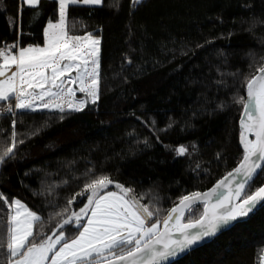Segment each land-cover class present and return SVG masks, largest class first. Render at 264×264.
<instances>
[{
  "label": "trees",
  "instance_id": "obj_1",
  "mask_svg": "<svg viewBox=\"0 0 264 264\" xmlns=\"http://www.w3.org/2000/svg\"><path fill=\"white\" fill-rule=\"evenodd\" d=\"M58 18V0L35 8L0 0V47H42L44 29ZM67 26L101 40L97 102L63 114L7 113L0 102V142H10L13 121L24 141L0 166V193L40 215L44 233L84 206L86 195L68 201L95 176L133 189L163 219L182 196L210 189L241 162L243 104L236 101L246 99V80L264 64V0L78 3L68 7ZM263 185L261 174L246 192ZM195 208L185 220L203 211ZM6 214L3 208L0 233ZM63 230L69 237L78 231ZM263 255L264 204L173 264H261Z\"/></svg>",
  "mask_w": 264,
  "mask_h": 264
},
{
  "label": "snow or ice",
  "instance_id": "obj_2",
  "mask_svg": "<svg viewBox=\"0 0 264 264\" xmlns=\"http://www.w3.org/2000/svg\"><path fill=\"white\" fill-rule=\"evenodd\" d=\"M22 2L35 8L40 0ZM142 2L132 0L137 5ZM78 3L94 6L101 5L103 0H58L59 18L55 22L49 20L42 47H20L19 43L0 47V102L7 105L3 111L42 108L62 114L81 112L88 101L78 99L76 92L84 94L92 104L97 102L100 40L91 33L72 35L67 26V9ZM256 71L259 75L253 74L246 80L247 98L236 101L243 104V158L211 190L182 196L178 205L161 219L160 209L141 204L143 197L137 199L133 189L106 175L95 176L68 204L76 196L85 195L87 202L63 219L51 235L43 232L40 215L20 199L9 200L0 193L3 208L7 209L0 233V264H168L264 204V186L245 191L246 186L250 187L252 181L264 174V64ZM73 84L77 85L75 89L70 86ZM250 136L254 138L249 139ZM9 140L0 142V166L14 159L15 150L24 143L17 140L15 121ZM176 151L182 155L186 149L180 147ZM109 185L118 191L108 190ZM197 204L203 205V211L185 220V213L195 212ZM66 225L75 226L77 233L72 237L66 235Z\"/></svg>",
  "mask_w": 264,
  "mask_h": 264
},
{
  "label": "water",
  "instance_id": "obj_3",
  "mask_svg": "<svg viewBox=\"0 0 264 264\" xmlns=\"http://www.w3.org/2000/svg\"><path fill=\"white\" fill-rule=\"evenodd\" d=\"M257 75H259V73L257 74ZM246 98H247V93H246ZM254 137H249V139H253ZM240 145H241V147H242V149H243V146H242V144H241V142H240ZM244 152V151H243ZM240 164V163H239ZM239 164L235 167V168H237L238 166H239ZM234 168V169H235ZM233 169V170H234ZM232 170V171H233ZM231 171V172H232ZM227 176V175H226ZM225 177V176H224ZM223 177V178H224ZM222 178V179H223ZM221 179V180H222ZM220 181V180H219ZM218 181V182H219ZM253 182V181H252ZM251 182V183H252ZM217 183H215L210 189H208V190H206V191H204V192H208L209 190H211L215 185H216ZM264 186V185H263ZM235 187V184H233V188ZM247 188H248V186H246V188H245V191L247 190ZM221 191H226L225 189H221ZM204 192H201V193H204ZM238 202V201H237ZM178 204H176L175 206H177ZM197 205H202V204H197ZM263 205V204H262ZM262 205H258L257 206V208L255 209V210H253V212H251V213H249L247 216H245V217H242V218H238L236 221H234L233 223H232V225H230V226H227V227H225V228H223V229H221L219 232H217V234L215 235V236H212V237H210V238H206L204 241H202V242H200L199 244H197V245H194L190 250H188V251H186V252H184V253H182V254H180L175 260H172V261H170V262H168V264H173V263H175L176 261H178V260H180V259H182V258H184L186 255H188L189 253H191L192 251H194V250H196V249H198V248H200V247H203V246H205V245H207V244H209V243H211L214 239H216L217 237H219L221 234H223V233H225V232H227V231H229V230H231L232 228H234L236 225H238V224H240V223H243V222H246V221H248L259 209H260V207L262 206ZM196 206V205H195ZM186 214H187V212L185 213V216H186ZM163 229V225H162V227H161V230ZM118 264H119V262H118Z\"/></svg>",
  "mask_w": 264,
  "mask_h": 264
},
{
  "label": "rangeland",
  "instance_id": "obj_4",
  "mask_svg": "<svg viewBox=\"0 0 264 264\" xmlns=\"http://www.w3.org/2000/svg\"><path fill=\"white\" fill-rule=\"evenodd\" d=\"M82 4V3H81ZM28 6V5H27ZM89 6H93V5H89ZM94 6H99V5H94ZM67 11H68V9H67ZM72 75L74 76L75 75V73H72ZM67 77H65V79H66ZM71 87H73L74 89L77 87V85H75V84H73V85H70ZM31 91V90H30ZM36 91H39V89H37ZM76 97L78 98V99H86L88 102L87 103H91V101H90V99H88L87 97H85L84 96V94H82V93H80V92H76ZM37 104H39V103H37ZM14 105V104H13ZM42 110H48V109H42V108H37V110L36 111H42ZM48 111H55V110H48ZM109 186H111V188H109L108 190H110V191H118L117 189H115V187H114V185H109ZM86 219V218H85ZM161 227H162V224H161ZM53 238H55V237H53Z\"/></svg>",
  "mask_w": 264,
  "mask_h": 264
},
{
  "label": "crops",
  "instance_id": "obj_5",
  "mask_svg": "<svg viewBox=\"0 0 264 264\" xmlns=\"http://www.w3.org/2000/svg\"><path fill=\"white\" fill-rule=\"evenodd\" d=\"M46 27H47V26H46ZM96 38H98V39L100 40L99 37H96ZM100 49H101V40H100V45H99V73H100V54H101ZM73 73H75V72H73ZM37 103H40V102L37 101ZM263 257H264V255H263ZM261 264H264V259H262V263H261Z\"/></svg>",
  "mask_w": 264,
  "mask_h": 264
}]
</instances>
